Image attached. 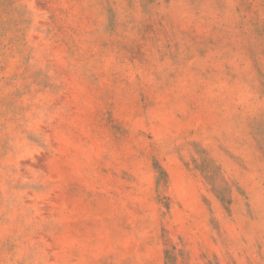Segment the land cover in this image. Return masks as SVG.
Instances as JSON below:
<instances>
[{
    "label": "rangeland",
    "instance_id": "obj_1",
    "mask_svg": "<svg viewBox=\"0 0 264 264\" xmlns=\"http://www.w3.org/2000/svg\"><path fill=\"white\" fill-rule=\"evenodd\" d=\"M0 264H264V0H0Z\"/></svg>",
    "mask_w": 264,
    "mask_h": 264
}]
</instances>
